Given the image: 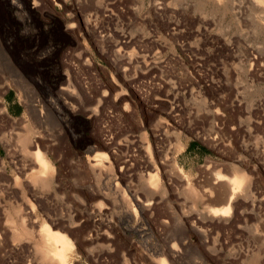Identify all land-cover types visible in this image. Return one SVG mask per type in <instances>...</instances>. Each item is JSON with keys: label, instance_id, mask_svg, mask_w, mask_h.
<instances>
[{"label": "rangeland", "instance_id": "374dc122", "mask_svg": "<svg viewBox=\"0 0 264 264\" xmlns=\"http://www.w3.org/2000/svg\"><path fill=\"white\" fill-rule=\"evenodd\" d=\"M99 1L0 0V264H38L43 227L71 241L66 264H157L173 244L183 264H264V34L253 14L102 0L109 18ZM36 151L49 164L42 188L36 164L22 169ZM234 168L248 181L231 214L206 218L220 204L216 185L205 191ZM149 173L160 179L151 198Z\"/></svg>", "mask_w": 264, "mask_h": 264}, {"label": "bare ground", "instance_id": "6f19581e", "mask_svg": "<svg viewBox=\"0 0 264 264\" xmlns=\"http://www.w3.org/2000/svg\"><path fill=\"white\" fill-rule=\"evenodd\" d=\"M99 1V0H98ZM100 0L99 2L103 5L104 10H105V16H108L109 14V18H110V14H112L111 10L109 9V4L110 2L107 1H102ZM174 4L178 3V0H173ZM185 1V0H184ZM237 1V0H236ZM189 2V1H188ZM191 4L193 3V7L195 8H199V7H207L211 6L213 7L216 11H223L226 12L227 9L231 10L234 8L237 9V13L238 15L244 11L247 12V10H250V12L253 14L250 15L254 20V24L257 27V31L259 33L264 34V0H246L244 1V3H238V4H234L229 0H190ZM99 3V4H100ZM131 3V2H130ZM101 5V6H102ZM111 5V4H110ZM192 6V5H191ZM231 6L233 8H231ZM100 8V7H99ZM134 8V7H133ZM132 8V9H133ZM231 8V9H230ZM102 9V8H101ZM136 9V8H135ZM103 10V11H104ZM128 10V9H127ZM134 10V9H133ZM138 10V9H137ZM132 11V10H131ZM135 12V11H134ZM125 13V12H124ZM231 13V12H230ZM236 13V11H235ZM236 13V14H237ZM241 15V14H240ZM95 16V15H94ZM236 16V15H235ZM101 17V16H100ZM90 18V17H89ZM95 19V18H94ZM240 20V18H239ZM90 22V21H89ZM131 22V21H130ZM139 22V21H138ZM201 23V22H200ZM252 23V22H251ZM198 24V23H197ZM125 32V31H124ZM123 32V33H124ZM107 33V32H106ZM109 33V32H108ZM107 35L105 34L104 36H100L99 38L101 40H107L110 41L112 44H116L118 46V44H127V46L129 45V43H132L135 41L137 42V40H135L132 36H128V37H123L121 34L120 35ZM128 33V32H127ZM126 33V34H127ZM172 33V32H171ZM129 34V33H128ZM126 36V35H125ZM139 44V43H138ZM225 44V43H224ZM133 46V44H131ZM130 45V46H131ZM115 46V45H114ZM124 46V45H123ZM136 46V45H134ZM243 46V45H242ZM121 47V46H120ZM129 47V46H128ZM137 47V46H136ZM258 47V46H257ZM126 48V47H125ZM138 48V47H137ZM236 48V47H235ZM128 49V48H127ZM131 49V48H130ZM134 49V48H133ZM258 49V48H257ZM231 50V49H230ZM251 50V49H250ZM134 51V50H133ZM136 51V49H135ZM239 51V50H238ZM257 51V50H256ZM119 52V51H118ZM132 52V51H131ZM127 53V52H126ZM129 53V52H128ZM136 53V52H135ZM253 53V52H252ZM262 53V52H261ZM131 54V53H129ZM126 54V55H129ZM264 54V53H263ZM134 55V54H133ZM239 55V54H238ZM247 55V54H246ZM251 55V54H250ZM257 55V54H256ZM261 56V55H260ZM244 57V56H243ZM251 57V56H248ZM253 57V56H252ZM258 58V57H257ZM128 59V58H126ZM131 60V59H130ZM248 60V59H247ZM251 60V58H250ZM257 60V59H255ZM254 61V60H253ZM256 63V62H255ZM194 97V96H193ZM213 113V112H212ZM218 114V113H216ZM214 115V114H213ZM220 115V113H219ZM218 117V116H217ZM216 118V117H215ZM219 118V117H218ZM217 119V118H216ZM214 120V118H213ZM224 120L223 118L221 119V121ZM215 121V120H214ZM217 121V120H216ZM218 122V121H217ZM225 128V127H224ZM221 134V133H220ZM209 140V139H208ZM213 140V139H211ZM19 145L21 147L20 151L23 153H27L30 154V151H28V149H30L29 147L33 144V140L31 139V137L27 134L22 135L18 140ZM18 145V146H19ZM181 146V145H180ZM179 146V147H180ZM210 146V145H209ZM29 152V153H28ZM32 156L34 157L32 160H30L29 162L26 161V164H22V169L27 167H30L28 165L32 164H36L38 166L39 169V174L40 175H34L30 178V181L33 182V184H40L41 188L42 187H46L47 186V181H45L42 177V174L46 173L49 169V164L46 161V159L44 158V156L39 152L36 151L35 153L31 152ZM24 156V155H23ZM35 159V160H34ZM28 163V164H27ZM36 166V167H37ZM34 167V166H33ZM171 173H176V175H180L181 171L178 169L176 164H172L171 166ZM26 170V169H25ZM23 171V170H22ZM19 172V171H18ZM169 172V173H170ZM234 176L230 178H226L225 176H223L220 173H217L216 175H214V182L210 181L211 183L213 182V185H210V188L213 190H206L204 194H206L205 196L207 197L206 199H209L212 197L213 195V191L216 187V190L218 191V199L217 202L218 204H220L219 207H207L205 210V217L209 218V219H218V220H224L225 218L229 217V215L231 214V211L233 210L232 208H234V202L235 200L238 198V196L240 195V193L243 191L242 187L244 186L245 183H247L248 178L246 177L245 174H237L238 170L237 168H234ZM36 174V173H35ZM237 174V175H236ZM26 179V178H25ZM18 180V179H17ZM159 176L157 173H149L147 176V179L142 181V186L141 189L142 191L145 193V195L147 197H153L156 194V190L159 188ZM216 185V186H215ZM34 186V185H33ZM189 192L187 194L188 197H192L196 194L192 189L191 186L189 187ZM212 186L214 188H212ZM215 190V193H217V191ZM244 193L247 194V191L244 190ZM186 194V193H185ZM243 194V193H242ZM241 196V195H240ZM189 198V199H190ZM194 198V197H193ZM135 199V198H134ZM139 200V199H138ZM136 200V201H138ZM216 202V201H215ZM125 203V202H123ZM143 204V203H142ZM125 206L128 204H124ZM146 205V204H145ZM14 215V214H13ZM30 219V218H29ZM16 224V223H15ZM166 223H164L165 225ZM181 226V228H183V224H179ZM12 226V225H11ZM14 226V225H13ZM15 227V226H14ZM13 227V235L14 238L17 240L20 238V235H26L27 232V227L26 225L23 223V221H21L20 227L18 228V230H20L21 233H19V231L16 229H14ZM56 227V226H55ZM41 236L40 239L38 240L39 242L36 243L33 247L34 250V256L35 259L37 260L38 264H66V260L67 257L69 255V253L71 252L73 246L71 241L68 239V237H66L63 234L60 233H52V231H50L49 229L43 227L41 232H40ZM22 237V236H21ZM25 237V236H24ZM166 237V235H165ZM172 237V236H171ZM170 237V238H171ZM164 238V237H163ZM181 241V239H180ZM183 241V240H182ZM181 241V242H182ZM186 241V240H185ZM206 242V241H205ZM144 254V253H143ZM151 256V255H150ZM159 258L154 259L153 261H156L157 264H167L166 262V258L164 257H171L173 259L174 262H176L177 264H183V263H179L181 260V254L179 252V249L176 247L175 244H173L171 246V249L167 250L166 252L164 251L163 253H160L157 255ZM152 257V256H151ZM168 259V258H167Z\"/></svg>", "mask_w": 264, "mask_h": 264}]
</instances>
